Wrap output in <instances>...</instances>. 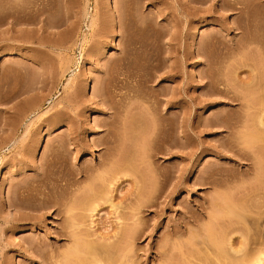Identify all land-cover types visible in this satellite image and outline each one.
<instances>
[{
  "label": "rangeland",
  "instance_id": "obj_1",
  "mask_svg": "<svg viewBox=\"0 0 264 264\" xmlns=\"http://www.w3.org/2000/svg\"><path fill=\"white\" fill-rule=\"evenodd\" d=\"M127 2L0 0V264H264L263 90L242 83L264 80V0ZM50 188L79 209L23 224Z\"/></svg>",
  "mask_w": 264,
  "mask_h": 264
},
{
  "label": "bare ground",
  "instance_id": "obj_2",
  "mask_svg": "<svg viewBox=\"0 0 264 264\" xmlns=\"http://www.w3.org/2000/svg\"><path fill=\"white\" fill-rule=\"evenodd\" d=\"M127 1H128V0H126V2H127ZM130 1H131V0H129V2H130ZM127 4H128V2H127ZM124 5H125V4H124ZM118 6H119V5L117 4V6L115 7V8H116V11H117L116 13L112 12V14L109 15L108 12H107V17H108V18H107V17L104 18V19H105L104 22L107 21L106 23L109 24L108 27H110V30H111L114 26H117L118 22H121V18H122L121 16H122L123 13L121 12L122 14H121V16H120V11H119V10L122 11V9H119ZM127 6H129V5H126V8H127ZM123 7H124V6H123ZM123 7H122V8H123ZM126 8H125V9H126ZM95 9H96V10H95V13L92 14V15L90 16V18H89L88 28H92V27L95 25L96 21H97L98 11H97V8H95ZM125 9H124V10H125ZM127 9H128V11H130V10H129L130 7L127 8ZM125 11H126V10H125ZM135 12H136V11H135ZM137 12H138V11H137ZM137 12H136V13H137ZM103 13H104V11H103ZM125 13H126V12H125ZM128 13H129V12H128ZM131 13H133V12H131ZM131 13H129V14H131ZM138 13H140V12H138ZM104 14H105V13H104ZM117 14H118V20H117ZM126 14H127V13H126ZM126 14H124L125 17H126ZM129 14H128V16H129ZM102 15H103V14H102ZM105 15H106V14H105ZM105 15H104V16H105ZM136 15H137V14H136ZM130 16H131V15H130ZM138 16H140V15H138ZM123 17H124V16H123ZM132 17H134V15H132ZM132 17H131V18H132ZM122 19H123V18H122ZM122 21H123V20H122ZM139 21H142V20L139 19ZM106 25H107V24H106ZM120 25H121V23H120ZM118 26H119V24H118ZM111 27H112V28H111ZM111 31H112V30H111ZM114 31H115V30H114ZM189 37H191V36H189ZM190 39H191V38H190ZM187 51H188V50H187ZM197 51H198L197 54L199 55V54H200L199 49H197ZM188 54L191 55L190 52H188L187 55H188ZM207 64H208V61H207V59H206V61H205V65H207ZM253 69H254V68L251 67V69L249 70V72H250L251 70H253ZM263 69H264V68H263ZM256 73H257V72H256ZM256 73H255V71H254V72L251 71V73H250V75L248 76L247 80H246V81H243V82L241 81V82H242V83H245V85L247 86L248 89L251 87V88H252V89H251L252 92L254 91V89H255V92L257 91V89H258L259 91H260V90H263V91H262V95L260 96L261 98L259 97V98L262 100V102H263V101H264V89H263V88H264V80H263V78L260 79V78H261V77H260L259 80H261V84H262L263 86H262V85H259V84H260V83H259L260 81L258 80V78H257V80H255L256 77L259 76V75L256 74ZM263 73H264V72H263ZM151 74H152V72H151ZM255 74H256V75H255ZM152 76H153V75H152ZM255 76H256V77H255ZM261 76L263 77V75H261ZM154 77H155V76H154ZM208 77H209V76H208ZM152 79H154V78H152ZM111 80H112V79H111ZM150 80H151V79H149V81H150ZM211 81L213 82L212 79H209V78H208V80L206 81L205 84H206L208 87H210V85H213ZM258 81H259V82H258ZM262 81H263V83H262ZM70 83H71V80L68 79L67 82L63 85V88L66 89V88L70 87ZM258 83H259V84H258ZM257 84H258V85H257ZM248 86H249V87H248ZM256 86H257V88H256ZM259 87H261V88H259ZM210 88H212V86H211ZM249 90H250V89H249ZM249 90H248V91H249ZM251 90H250V92H251ZM250 92H248V93L246 94L247 96H246V95L243 96V100H244L245 103H240V104H238L239 106L242 105V104H244V105L247 107V109H250V108L252 109V108L255 107L256 103L253 101V98H252L254 94L251 93L252 95H250V94H249ZM253 93H254V92H253ZM257 93H258V92H257ZM260 94H261V91H260ZM117 95H118V94H117ZM251 96H252V97H251ZM232 100H235V98L232 99ZM261 100H260V101H261ZM161 101H162L161 99L157 98V100H156V104H157V105H156V110L159 109V106L161 105ZM113 104H114V103H113ZM117 104H118V103H117ZM108 105H109V104H108ZM244 105H242V106H244ZM111 106H112V104H111ZM111 106H110V107H111ZM110 107H109V109H110ZM112 107H113V106H112ZM115 107H116V106H115ZM117 107H119V106H117ZM117 107H116V108H117ZM129 108H130V110H133V112H135V113L137 112V111H136V108H137L136 105H134V104H130V107H129ZM116 110H117V109H116ZM159 110H161V109H159ZM114 111H115V109H114ZM162 111H163V110H162ZM153 112H156V111H155V107H154V111H153ZM157 112H158V111H157ZM157 112H156V113H157ZM159 112H160V111H159ZM159 112H158V116H159V114L161 115V113H162V112H161V113H159ZM135 113H134V114H135ZM156 113H155V115H156ZM263 113H264V112H263ZM111 114H113V116H114V113H111ZM111 114H110V115H111ZM162 116H163V114H162ZM159 117H161V116H159ZM255 124H256L255 127L253 126L255 129H253V127H252V129H253V130H257V131L259 130V131H258L259 133L256 131V132H257V135H256V134L254 135V133H256V132H255V131H254V133L252 132L251 135H249V136H252V134H253V136H252L253 138H252V139H254V140L250 139V137L248 136L249 138H247V140H246V141H247V144H251V145H252V144L255 142V139H256V138L259 139V140H257V141H260V142L263 141V143H264V118H263L262 116H260L259 119H258V121H257V123H255ZM155 125H156V124H155ZM160 125H161V124H160ZM160 125H158V124L156 125V127L159 126V127H157L158 130H159L160 127L162 126V125H161V126H160ZM163 129H164V126H162L160 130H163ZM254 137H255V138H254ZM249 140H252L253 142H252V141L250 142ZM77 145H78V144H77ZM77 145H76V146H77ZM82 146H83V145H82ZM249 146H250V145H249ZM82 148H83V147H81V145H80V146L78 147V149L76 148V149H77L76 152H80V151H82V150H83ZM84 148H85V147H84ZM104 163H105V162H104ZM104 163H103V162H100V163L98 164V168H101V167L103 168V166H105V164H106V163H105V164H104ZM125 165H126V168H125ZM127 167H128L127 164H124L123 168H124V169H127ZM102 168H101V169H102ZM90 169H91V168H90ZM103 169H104V168H103ZM103 169H102V170H103ZM128 169H129V168H128ZM128 169H127V170H128ZM88 170H89V169H83V170L81 169V170H78V171L73 172V174H72V175H73V178H75L76 176L78 177V176H80V175H81V176L85 175V174L88 172ZM96 170H97V169H96ZM103 171L106 172L105 169H104ZM123 171H124V170H123ZM86 175H87V174H86ZM255 175H256V176H255ZM254 176H255V179H257V181H259V180L262 181V177H260L259 174L257 175V173H256V174H254ZM258 176H259V177H258ZM77 177H76V178H77ZM86 177H89V176L87 175ZM93 177L97 178L98 181H99V179H100V176H99V177H98V176H93ZM93 177H92V178H93ZM257 177H258V178H257ZM76 178H75V179H76ZM98 178H99V179H98ZM260 178H261V179H260ZM75 179H73V181H77V180H75ZM77 179H78V178H77ZM88 179H89V178H88ZM90 179H91V178H90ZM258 179H259V180H258ZM89 181H90V180H89ZM67 183H68V182H67ZM67 183H66V186H67V189H68V185H67ZM87 183L91 184V181H90V182H87ZM259 183H260V182H259ZM56 184H57V183H56ZM64 184H65V183H64ZM57 185H58V184H57ZM62 185H63V184H62ZM92 185H93V184H92ZM59 186H61V185H59ZM66 186L64 187V189H63V187H62V189L64 190V193H65V190H67V189H65ZM86 186H88V187H86ZM86 186H85V187H86L87 189H86V188H85V189H86L87 192H89L88 195H89V196L92 195V192H91V191H92L93 188L95 189V187L90 186V185H88V184H86ZM94 186H95V185H94ZM54 188H55V187H54ZM256 188H257V187H256ZM55 189H56V188H55ZM60 189H61V187H60ZM88 189H89V191H88ZM258 189H259V186H258V188H257L256 190L258 191ZM261 189H262V188H261V186H260V189H259V190H261ZM57 190H58V189H57ZM57 190H56V192H57ZM63 190H62V192H63ZM253 190H254V192H256V190H255V188H254V189H252V191L250 190V191H251L250 194H253ZM262 190H263V189H262ZM60 191H61V190H60ZM250 191H248V192H250ZM49 192H51V194L49 195V193H47V196H43V193H42V196H43L42 198H39V197H38V194H37V196L33 194V195H34V196L32 195L33 198H34V199H33V201H34L33 203H30V202H32V199H30V201H24V202H26V203L23 202V204L20 202V203H21V204H20V206H21L20 208H22V209H28L27 211H30V213L28 212V214L31 215V216L29 217L28 214H26V215H27L26 218H25V217H24L23 219L20 218V220H22V223H23V224H29V223H30V224H33V225L38 224L39 219H40L41 217H37V215H36V216L32 215V214H31V211H32V213H33V211H38V210H40V209H45V208H48V207H49V208L52 207V208H53V211L55 212V214L58 215V216H60V215H63L65 212H68L67 214H69V212L72 213V211L79 209V208L77 207L79 204L76 203V204H77V206H76L75 203H74V201H71V202H72V206H71V203H70V205H68V207L70 206V207H69V210H68V208H67V204H65L66 209L63 208L64 205H61V204L59 203V201L57 200L58 198H57V199H56V198H51V195L54 193V192L52 193L51 188H50ZM62 192H61V193H62ZM90 192H91V194H90ZM262 192H263V191H262ZM258 193H259V191H258ZM260 193H261V191H260ZM56 194H57V193H56ZM56 194H55V195H56ZM44 195H45V194H44ZM138 195H139V194H138ZM254 195H255V194H254ZM257 195H258V194H257ZM28 196H29V195H28ZM30 196H31V195H30ZM39 196H40V195H39ZM56 196H57V195H56ZM19 197H20V196H19ZM19 197H18V198H19ZM40 197H41V196H40ZM52 197H54V196H52ZM58 197H61V196H58ZM20 198H21V197H20ZM23 198H24V195H23ZM89 198H90V197H89ZM25 199H26V198H25ZM60 199H61V198H60ZM20 200H21V199H20ZM22 200H23V199H22ZM22 200H21V201H22ZM27 200H28V199H27ZM78 200H79V199H78ZM61 201H62V200H61ZM140 201H141V202H140ZM143 201H145V202H143ZM138 202H140V204L142 203L143 206H144L145 203L147 204L148 201H147V200L139 199ZM63 203H64V202H62V204H63ZM148 203H149V202H148ZM140 204H139V203L136 204V205H138V207L135 205L136 207H134V208H136V210L134 209V211H136V212L138 211ZM142 204H141L140 208L143 207ZM8 205H9V206H14V204H13L11 201L8 202ZM62 206H63V207H62ZM146 206H147V205H145V207H146ZM15 207H16V206H15ZM52 208H51V209H52ZM63 209H65L66 211L63 210ZM92 209H95L94 206H93ZM16 210H17V209H16ZM67 210H68V211H67ZM141 210H142V209H141ZM141 210L139 209V212H141ZM17 211H18V210H17ZM136 212H135V214H136ZM137 213H138V212H137ZM135 214H134V215H135ZM64 215H65V214H64ZM132 216H133V214L131 213V217H130V218H132ZM133 217H134V216H133ZM135 219H138V217H136ZM135 219H134V220L131 219V220L133 221L132 223H135V222H134ZM16 220H19V219L16 218ZM20 220H19V221H20ZM70 220H72V219H70ZM13 221H15V219H13ZM141 222H142V221H141ZM72 224H73V227H74V224H75V223H74V222L70 223V226H72ZM137 224H138V225H137ZM140 224H141V225H140ZM142 224H143V223H139V222H138V223H135V226L132 225L131 227H133V228L130 229L131 232H134V233H137V234H138V231H137V230H139V229L142 230V228H140V227H142ZM139 226H140V227H139ZM135 227H136V231H135ZM67 229H70V228H68V222H67V225H65V226H63V227L61 228V231H60L59 235H60V236H68L70 233L67 231ZM133 229H134V230H133ZM140 230H139V232H140ZM141 232H142V231H141ZM134 233H132V234H128V236L125 235V237H126V236L129 237L130 235H134ZM137 234H136L135 236H137ZM127 237H126V238H127ZM71 239H72V238H71ZM127 239H128V238H127ZM127 239H125V240L128 241L129 239H128V240H127ZM130 239H131V238H130ZM60 240H61V239H60ZM128 242H129V241H128ZM215 242L218 243L217 241H215ZM214 244H215V243H214ZM71 245H72V244H71ZM230 245H231V244H230ZM97 246H98V247L95 246V247H96V248H95L96 250H97V249L99 250V248H100V250H103L102 248H104V249L106 248V245H102V244H101L100 246H99V245H97ZM108 246H109V245H108ZM219 246H220V245H216V244H215V249H216V251H217V248H218V253H219V250L221 249V248H219ZM231 246H232V245H231ZM231 246H229V247H231ZM77 247H78L77 241L74 240V244H73V246H72L71 248L69 247V249L66 250L65 253H66L68 256H69V255H70V256H71V255H76V254L78 253V249H79V248H77ZM79 247H80V245H79ZM92 247L94 248L93 245H92ZM108 248L110 249V247H108ZM95 249H94V251H95ZM109 249H107V250H105V251H103V252L105 253V252L107 251L106 253L108 254V253H109V252H108ZM231 249H233V250H232L233 253H237V254L243 250V249H241V247L238 248V249H237V248L235 249V248L231 247ZM85 250H86V251L89 250V252H91V254H93L94 257H96V256H95V255H96V252H99V256H101L102 258H103V257L105 258V254L103 253L104 256L101 255V254H100V250H99V251L92 252V251H91V247H90L89 249H85ZM220 251H221V250H220ZM94 253H95V254H94ZM222 253H223V251H221V254H222ZM107 254H106V255H107ZM219 254H220V253H219ZM260 255H261V254H260ZM260 255H259V256H256V259L254 260L255 262L253 261L254 263H252V264H259V263H260V261H261V258H259ZM76 256H77V255H76ZM108 256H109V255H108ZM108 256H106L107 259L105 258V260L102 259V258H101L102 260H99V257H98V260H97V257H96V261H95V263H93V261H92V264H106L107 260H108V262L112 261V260H111L112 258H111V257L109 258ZM257 257H258V258H257ZM88 258L90 259V257H88ZM89 259H88V260H89ZM94 259H95V258H94ZM90 260H91V259H90ZM108 262H107V264H110V263H108ZM89 264H91V263H89ZM111 264H113V262H111Z\"/></svg>",
  "mask_w": 264,
  "mask_h": 264
}]
</instances>
